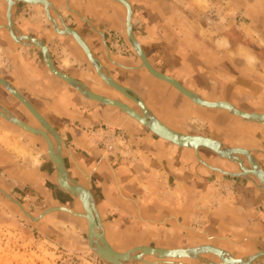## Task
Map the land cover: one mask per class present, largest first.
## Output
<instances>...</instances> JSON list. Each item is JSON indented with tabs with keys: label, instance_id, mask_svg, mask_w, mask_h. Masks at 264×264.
<instances>
[{
	"label": "crops",
	"instance_id": "0c3cea01",
	"mask_svg": "<svg viewBox=\"0 0 264 264\" xmlns=\"http://www.w3.org/2000/svg\"><path fill=\"white\" fill-rule=\"evenodd\" d=\"M47 1L51 3L50 14L58 29H74L114 85L94 71L72 35L52 34L45 13L48 4L17 0L11 11L13 30L46 42L57 68L94 93L126 102L133 109L138 107L139 111L135 110L141 114L142 107L147 108L172 129L201 133L230 146L252 150L254 154H251L260 163L257 164L264 169V122L199 105L187 95H180L168 81L152 75L139 64L137 53L130 48L125 31L126 8L120 1ZM127 1L133 10V33L155 69L174 77L207 100H222L246 112L264 113L261 51L246 49L243 42L229 47L225 36L213 39L204 31L210 24H201L191 16L183 17L184 8L177 0ZM261 8L264 7L261 5ZM6 11L7 0H0V78L11 82L30 100L51 126V130L46 129L48 133L55 131L63 139V148L62 143L59 147L62 157L63 154L67 157L68 171L92 193L104 235L112 248L119 251L134 246L174 249L207 244L224 249L234 257L264 248V193L248 178L229 177L221 172L234 170L235 163L204 147L196 150L175 145L151 133V129L150 132L140 127L145 125L117 105L84 97L48 70L37 46L18 42L8 29ZM256 11L264 13L258 7ZM117 84L137 94L144 106L132 102ZM0 105L27 124L43 128L39 119L1 85ZM21 129L0 115L2 139L22 137L33 143L35 149L45 150L48 156L44 137ZM112 130L123 131L135 139V156L117 160L111 152L104 151L99 134L112 133ZM0 142V157H3L0 169L10 179L43 188L41 181H50L55 171L54 179L59 185L56 167L21 164L3 141ZM73 197L80 208H68L82 211L80 200ZM76 217L85 220L87 228L86 219ZM199 255L220 261L212 251ZM182 256L158 260L147 253L143 256L147 263L133 260L126 264H177L173 260L196 264V259ZM262 263L264 260L257 264Z\"/></svg>",
	"mask_w": 264,
	"mask_h": 264
},
{
	"label": "rangeland",
	"instance_id": "374dc122",
	"mask_svg": "<svg viewBox=\"0 0 264 264\" xmlns=\"http://www.w3.org/2000/svg\"><path fill=\"white\" fill-rule=\"evenodd\" d=\"M247 1L245 4H251L252 9L246 7L253 13L256 12L257 7L264 10L261 8V5L264 7V0ZM177 2L180 7L184 8L183 17L191 16L190 18L196 19L199 23H201L200 20L208 21L204 22V25L208 23L211 27L204 31L208 32L213 39L225 36L221 35L223 29L229 25L230 21L236 20L238 30L242 32L243 37L247 35L249 39L246 42V49L261 51V55L264 56V32L253 25L250 16L245 13L246 9L239 7L234 0H177ZM261 16L264 19V13H261ZM218 30L221 31L218 32ZM221 39L222 37H219V40ZM223 43L227 41L223 39ZM243 51L241 49V52ZM98 140L103 148L105 147L104 151L111 152L117 160L131 159L135 156L133 153L136 145L135 139L128 137L123 131L112 130V133L99 134ZM0 141H3L5 148L12 151L21 164L30 166L37 163L43 168H48L49 164L53 165L45 152L35 149L29 140L14 136L13 139L0 137ZM229 171H238L236 165L234 170ZM53 174L50 175V181H41L43 186L41 188L39 185L34 187V185L13 181L0 169V178L3 179L0 181V186L34 215L51 205L80 208L78 201L72 195L60 189L54 179L55 171ZM232 177L247 178L243 175ZM52 178L54 181H51ZM63 211H52L42 216L39 222H32L15 205L0 195V264H110L95 253L81 247L87 239L85 220ZM45 229H50L64 241L52 238ZM69 242L74 243L75 246L71 247Z\"/></svg>",
	"mask_w": 264,
	"mask_h": 264
},
{
	"label": "bare ground",
	"instance_id": "6f19581e",
	"mask_svg": "<svg viewBox=\"0 0 264 264\" xmlns=\"http://www.w3.org/2000/svg\"><path fill=\"white\" fill-rule=\"evenodd\" d=\"M32 1L33 2L40 1V2H42L44 4H46V5L49 4V2L47 0H28L26 2H32ZM121 3L125 6V4L123 2H121ZM7 4H8V0H7ZM126 15H127V8H126ZM126 15H125V31H126ZM6 19H7V17H6ZM54 30H56L57 32H60L61 30L62 31H66V34H71V35H72L71 32L74 31L76 36H78L86 46L88 45L80 37V35L72 28L71 29L70 28H66L65 30H63V29H58V27H57V28H54ZM15 37L17 39H19L17 36H15ZM74 38H76V37H74ZM76 42L80 45V47L83 49V51H84V53L86 55L85 48L81 45V43H79L77 41V39H76ZM141 50H142V48H141ZM143 53H144V51H143ZM137 56L141 60L142 65L147 69V67H146L147 65H145V61H143L138 54H137ZM86 57H87V55H86ZM144 58H146L145 60H147L146 62H148V66H150L155 72L161 73L160 71H158L157 69H155L152 66V64L147 59L145 53H144ZM98 70H99L98 71L99 72V76H101V78L103 80H105V82L114 85V83H112L113 80L108 75H105L104 73H102V71H100L99 68H98ZM147 70L149 71V69H147ZM61 73L63 75H66L65 76L66 79L64 77L59 76V75H57V76L63 78L68 83L71 82L72 84H74V85H76L78 87H81V92L88 98H94V99H97V100H100V101H104L105 103L117 105L118 107L127 105L129 107L128 108V112L124 111L127 115H129L131 117H134L140 123H142L144 125H147V127L149 129H151L152 131L154 130L153 132H155L156 135H159L160 137L168 139V140H169V138H171L173 141L171 140L172 142L171 141L170 142L171 143L174 142L173 144H175V145H178V146L181 145L182 147L185 146V147H189V148H192L194 146L193 148L197 150L198 147H195V146H198L199 143L200 144H206V145H208V146H210L212 148H218L220 151L225 152L228 156H232V152H234V151H236V152H244V154L247 155L251 159V164H250V167L246 166L245 169H242L241 173L244 174V175L245 174H250L249 172L255 174V176L257 178H259V180H261V182H262L261 186H262V188H264V169H262L257 164L255 158L253 157V155L251 154V152L248 149L243 148V147H235V148H232V149H229V148L227 149V148H224V147L222 148L216 142L218 139L215 141V138H212V137L209 138V136H205V135L199 136V135H195V133H193L194 135L193 134H187L186 132H181V131L172 129L170 126H168L164 122H162L154 113L149 111L147 108L142 107L143 108V111H142L143 114H141L137 110L133 109L126 102L115 100V99H112V98H109V97L94 93L89 88H87V86L84 85L82 82H81L82 83V85H81L78 80H76V79H75L76 81L73 80L74 79L73 77L65 74L63 71H61ZM170 77H172V76H170ZM1 79H3V78H1ZM161 79L165 80L163 78H161ZM170 79H172V78H170ZM165 81H167V80H165ZM168 82L170 84L174 85L170 81H168ZM115 86L120 88V89H122L121 90L122 92L125 90L122 86H120L118 84L115 85ZM181 87L183 89L187 90L189 93L193 92V91L185 88L183 85H181ZM177 89H178L179 92H181L182 94L187 95L193 102H195V103H197L199 105H203V106L211 107V108H224V109H228V111H232L233 109L231 108V106H233L235 109H237L236 110L237 112L232 111V112H234V114L240 115V116H242L244 118H247V119H250V120L264 122V120H261V119H264V113H261V112H246V111H243V110L235 107L233 104H230V103H228L226 101L224 102L222 100H207V99L203 98L202 96H200L196 92H193V93H195L197 96L194 95V94H191V95L187 94V93H185V91H181L179 88H177ZM16 91H17L18 96L22 95L17 89H16ZM81 92L79 91V93H81ZM12 94L14 96H16L14 93H12ZM124 94L127 95L126 93H124ZM131 95H133L135 98H138V97H136L137 94H135V93H132ZM127 96H129V95H127ZM19 100L21 101V99H19ZM24 100H26V99L24 98ZM138 102L143 105V102L141 101V99ZM30 105L32 107V110L27 105H25V106L31 111V113H33L39 119V122L41 123L43 128L34 127V126H31L30 124H27L26 122H24L21 119H19L14 113L13 114L16 116L17 119L13 118V116H10L9 114H7V112L5 110H3V109H6L3 106H2L3 109H0V115L2 117H4V118H6L5 116L8 115L7 116L8 119L16 120V122L19 121L18 123L21 124V126L23 125L25 127V129H27L29 131H32L31 133L40 135L42 137L48 135V132L46 131V129L51 130V126L34 109V107L32 106L31 103H30ZM6 110L9 111L8 109H6ZM9 112H11V111H9ZM53 132L51 134H52L53 137H56L58 144L57 145L53 144V147L51 148V146H50V149L48 148V145H47V153H48V156L50 157V159L53 161L55 167L58 166L57 167L58 169L56 168L57 176H58V183H59V185H61L65 189L73 190L75 192V194H76L75 197H77L80 200V202L82 204V207H83L82 211L72 210V209H69V208H67V209L63 208V210L65 209L64 211H67L70 214H73L75 216H82V217H84L86 219L88 230L91 231V233H93L96 236L95 238H97V239L100 238V237L102 238V243L99 242L100 243L99 249H100V252L103 253V255H105V256L107 255L108 257H110L112 259L114 258V256L118 257V256H121V255L125 256V257H128V258L140 257L141 259H143V256L148 253V254H152L153 257L158 259V260L159 259H163V258H168V257H173L175 259H179V258L183 257L182 255H187V256H190L191 258L196 256V257H200L201 259H205V261L199 260V261H202V263H200V264H205L204 262H207V263H210V264H237L238 262H240L242 264H247V262H249L254 257V255L256 256L257 254L259 255V254H262V252H264V249H259L255 253H252L250 255L243 254V256L241 255L242 257H234L228 251H226L224 249H221V248H218V247H214V246H210V245H207V244L199 245L197 247L174 248V249L173 248H164V247L134 246V247H131V248L125 250V251H119V250H116V249L112 248V246L110 245V243L108 242V240L106 239V237L104 235V227H103V224L101 222V219H100V216L98 214L93 195L90 192V190L87 187L83 186L82 184L78 183L77 181H76V183H74L72 181L71 177L67 174V172H66V174L61 172V170H60L61 165H60V162H59V160H60L59 157H61V159H62L61 149H60V147H61V139H60L59 135L55 131H53ZM178 133H182V134L180 135ZM55 143H56V141H55ZM199 147H201V146H199ZM199 160H201V159L199 158ZM221 172H224V171L221 170ZM68 183L71 184V186ZM85 208H86V210H85ZM87 209H88V211H89V209H91V212L93 213V215H92V213L90 214V211L87 212ZM94 220L96 222L93 225V228H91V224L93 223ZM196 229L197 228H195L194 230H196ZM196 231H199V230H196ZM135 249H140L141 251H135V253H134L133 251ZM205 251H212V252L216 253L220 257V261L216 262V261L208 260L207 258H204V257L199 255V253L205 252ZM246 256H247V258H246ZM173 261H176L177 264H190V263H184V262H182L180 260H173ZM146 262H148V261H146ZM150 262H153V261H150Z\"/></svg>",
	"mask_w": 264,
	"mask_h": 264
},
{
	"label": "water",
	"instance_id": "95a60500",
	"mask_svg": "<svg viewBox=\"0 0 264 264\" xmlns=\"http://www.w3.org/2000/svg\"><path fill=\"white\" fill-rule=\"evenodd\" d=\"M17 0H8V4H7V11H6V17H7V24L9 25V28L8 29H10L9 31L13 34H15V36H17L19 39H18V42H20V43H25V44H29V45H35V46H37L39 49H40V51H41V53H42V56H43V60H44V63H45V65L48 67V70L50 71V72H53V73H55L56 75H59V76H61V77H64L65 78V76L66 75H63L62 73H61V71L62 70H60L59 68H57L54 64H53V62H52V60H51V57H50V53H49V49H48V44L46 43V42H44L43 40H41V39H38V38H35V37H31V36H28V35H19V34H17V33H15V31L13 30V23H12V18H11V11H12V7H13V5H14V3L16 2ZM20 1H28V0H20ZM116 1H121V2H123L124 4H125V7L127 8V15H126V36H127V41H128V43H129V45H130V48L134 51V52H136L140 57H141V59L143 60V61H145V65H147L146 67H147V69H149V71L152 73V75H154V76H157V77H159V78H163V79H165V80H167V81H170L171 83H173L177 88H179L181 91H185V93H187V94H194V95H196L195 93H189L187 90H185V89H183L182 87H181V83L179 82V81H177L176 79H174L173 77H170L169 75L167 76V75H165L164 73H159V72H155L150 66H148V62H146L147 60H145L146 58H144V53H143V51L141 50V47H140V45H139V43H138V41H137V39H136V37H135V35H134V33H133V29H132V23H131V18H132V15H133V10H132V7H131V4L127 1V0H116ZM33 2V1H32ZM50 8H51V3L50 4H48L47 6H45V13H46V16H47V19H48V21L50 22V24H51V27H52V34H55V33H58V34H66V31H60V32H57L56 30H54V28H57V23L55 22V20H54V18L51 16V14H50ZM66 28H69V27H62V29L63 30H65ZM71 29V28H70ZM71 32V31H70ZM72 33V35L74 36V37H76L75 38V40L77 39V41L79 42V43H81V45L85 48V51H86V55H87V59H88V61H89V63L92 65V67L94 68V71L99 75V70H98V68L100 69V71H102V73H104L105 74V71H104V69H103V67H101V65L99 64V60L96 58V57H94L93 56V54H92V52L90 51V49H89V47H88V45L86 46L83 42H82V40L78 37V36H76V34H75V32L74 31H72L71 32ZM69 35H71V34H69ZM99 65V66H98ZM106 75V74H105ZM109 76V75H108ZM68 77V76H67ZM70 78V77H69ZM170 78H172V79H170ZM66 79V78H65ZM73 80H75V79H73ZM76 81V80H75ZM80 82V81H79ZM70 86H72L74 89H76V90H78V91H80L81 92V87H78V86H76V85H74V84H72L71 82H69L68 83ZM80 84L82 85V83L80 82ZM0 85L6 90V92L7 93H9L13 98H15L16 100H18L17 98H19V99H21V101L25 104V105H27L31 110H32V107H31V105H30V100L28 101L26 98H25V96H23V95H21V96H18V94H17V91H16V87L11 83V82H9L8 80H5V79H1L0 78ZM120 87V86H119ZM125 87V86H124ZM11 92V93H10ZM124 93H126L127 95H129L130 96V100L132 101V102H134L136 105L138 104L139 105V103H137L138 101H140V97L137 95L136 97H138V98H135L133 95H131L132 93H134L133 91H131L130 89H128L127 87H125V90L123 91ZM12 93H14L16 96H14V95H12ZM82 93V92H81ZM83 94V93H82ZM83 96L84 97H86L84 94H83ZM128 96V97H129ZM197 96V95H196ZM199 97V96H198ZM24 98L26 99V100H24ZM192 98V97H191ZM100 103H103V104H106L104 101H99ZM127 108H126V107ZM125 106H121L120 108L123 110V111H125V112H128V106L127 105H125ZM231 106V105H230ZM139 107H140V105H139ZM231 108L233 109L232 111H234V112H237L236 110L237 109H235L233 106H231ZM0 109H3L2 108V105H0ZM3 110H5L6 112H7V114H9L10 116H13V118H15V119H17L16 118V116L12 113V112H9V111H7L6 109H3ZM232 111H230V112H232ZM234 112H232V113H234ZM8 116V115H7ZM7 116H5L6 118H4L3 117V119L4 120H6V121H9V122H11V123H13L16 127H19V129H21V127H23V128H25L23 125L21 126V124H19L18 122H16V120H12V119H8L7 118ZM261 120H264V119H261ZM18 125H20V126H18ZM165 126V125H164ZM145 127L147 128V129H149L148 127H147V125H145ZM21 129V130H25V129ZM166 128V127H165ZM168 129V128H167ZM56 130V129H55ZM150 130V129H149ZM169 130V129H168ZM57 131V130H56ZM154 131V130H153ZM151 132V130H150V132L151 133H153V134H155L154 132ZM177 133V132H176ZM178 134H182V133H178ZM187 134H193V133H188L187 132ZM156 135V134H155ZM194 135V134H193ZM195 135H199V136H203L201 133H195ZM158 136V135H157ZM44 137V139H45V141L47 142V145H48V148L50 149V146H51V148L53 147V141L51 140L52 138L51 137H53L52 136V134L51 133H48V135H46V136H43ZM61 137V136H60ZM54 139H56V137H53ZM210 138V137H209ZM172 139L171 138H169V141H171ZM217 139H215V141H216ZM56 141V145L58 144L57 143V139L55 140ZM61 143H62V148H63V139L61 138ZM173 141V140H172ZM171 141V142H172ZM217 142V144L220 146V147H224V148H229V149H232V148H235V146L233 147V146H230V145H228V144H226V143H224V142H222V141H220V140H217L216 141ZM174 143V142H173ZM179 144V143H178ZM181 146V145H180ZM199 146H201V147H204V148H206V149H209V150H211L214 154H216L217 156H219V157H221V158H224V159H227V160H229V161H231V162H233V163H236L238 166H239V168H240V171H229V170H226V171H224L223 173H226V174H228V175H232V176H240V175H243V176H245V177H247L248 179H250L251 181H252V183L258 188V189H260V190H262V191H264V188H262V182H261V180H259V178H257L256 176H255V174H253V173H251V172H249L250 174H242L241 173V170L242 169H245L246 168V166H245V164H244V162H243V158L241 157V155L242 156H244L245 157V159L247 160V163H248V167L250 166V164H251V159L247 156V155H245L244 154V152H236V151H234V152H232V156H228L225 152H223V151H220L218 148H212V147H210V146H208V145H206V144H198V146H195V147H199ZM182 147V146H181ZM194 147V146H193ZM44 152H45V150H44ZM251 153H252V151H250ZM46 153V152H45ZM50 154V153H49ZM48 157V156H47ZM235 157V158H234ZM48 159H49V161L53 164V166L55 167V165H54V163L51 161V159L48 157ZM59 162H60V165H61V167H60V170H61V172L62 173H65L66 174V168H65V163H64V159H63V157H62V159H61V157H59ZM201 161V160H200ZM256 161H257V163H259L258 162V160H257V158H256ZM205 165H207L206 163H204ZM260 164V163H259ZM208 167H210V168H213V167H211L210 165H207ZM58 166H56V168H57ZM58 169V168H57ZM214 169H216L217 170V168H214ZM219 170V169H218ZM70 177H72L69 173H67ZM73 178V177H72ZM71 178V179H72ZM74 179V178H73ZM72 179V181L74 182V183H76V181L75 180H73ZM69 184V183H68ZM70 186H71V184H69ZM68 185V186H69ZM59 186V185H58ZM79 186V185H78ZM60 187V189L62 190V191H64V192H70L73 196H75L76 194H75V192L73 191V190H70V189H65V188H63L61 185L59 186ZM0 195L5 199V200H7L8 202H10L11 204H13V205H15L19 210H20V212L28 219V220H30V221H32V222H39L40 221V219L42 218V216H44L45 214H48V213H50V212H52V211H61V210H63V208H68L67 206H65V207H59V206H55V205H51V206H49V207H47V208H45V209H43L39 214H36V215H34V214H32V213H30L22 204H21V202L18 200V199H16L13 195H11L6 189H4L3 187H1L0 186ZM65 210V209H64ZM85 210H86V208H85ZM89 211H90V214L92 213L91 212V209H89ZM88 211V209H87V212H89ZM63 212H65V211H63ZM81 215V214H80ZM92 215H93V213H92ZM73 216H75V215H73ZM80 217H82V216H80ZM95 220L93 221V223L91 224V228H93V225L95 224ZM85 230H86V237H87V239H86V242L85 243H83L82 244V246L81 247H84L85 249H87V250H89L90 252H93V253H95L97 256H99L101 259H103L104 261H106V262H108V263H110V264H125L126 262H129V261H133V260H138V261H140V262H146L145 260H143V259H141L140 257H136V258H128V257H125V256H118V257H116V256H114V258L112 259V258H110V257H108L107 255L105 256V255H103V253H101L100 252V249H99V246H100V243L99 242H101L102 243V238L100 237V238H95L96 236L93 234V233H91V231H89L88 230V228H86V226H85ZM45 231H46V233L49 235V236H51L52 238H54V239H56V240H59V241H64L62 238H59L54 232H52V231H50V229H45ZM69 245L71 246V247H74L75 245H74V243L72 244V242H69ZM261 249H264V248H261ZM135 251H140V249H135L133 252L135 253ZM124 255V254H123ZM200 257H193V259H196V264L198 263V264H200V263H202V261H199V260H201V259H199ZM246 258H247V256H246ZM262 259H264V252H262V254H257L256 256L254 255V257L249 261V262H247V264H256V263H258L260 260H262ZM147 263V262H146ZM176 263V262H175ZM237 264H242V263H240V262H238Z\"/></svg>",
	"mask_w": 264,
	"mask_h": 264
},
{
	"label": "flooded vegetation",
	"instance_id": "af4514ba",
	"mask_svg": "<svg viewBox=\"0 0 264 264\" xmlns=\"http://www.w3.org/2000/svg\"><path fill=\"white\" fill-rule=\"evenodd\" d=\"M235 4L239 5V7H241L242 9H246L245 10V13L248 14L250 16V20L252 21L253 25L255 24V26H257L262 32H264V19H262V16L261 14H259V11H256L255 13H253L251 10H248L249 9H252V5H246L244 0H234ZM248 6V8L246 7ZM202 24H204V22H208V21H203V20H200ZM218 25V24H217ZM218 28V27H217ZM239 27L237 26V23L236 21H230L229 25H227V27L225 29H223V32L221 35H225L227 38H228V46L229 47H234L235 44L237 42H243L246 44L247 41H249V39L245 37H243L242 35V32H240L239 30ZM221 30H218V32H220ZM138 57V56H137ZM139 59V57H138ZM141 60L139 59V64H141ZM142 67V66H141ZM144 68V67H143ZM173 88V87H172ZM174 89V88H173ZM175 91H178L176 89H174ZM179 93V92H178ZM180 95H181V92H180ZM183 96V95H182ZM122 99V96L121 98ZM128 100V99H127ZM135 109H137L139 111V108L137 107H134ZM209 108V107H208ZM24 109V108H23ZM221 110H225L231 114H234L230 111H228L227 109H224V108H219ZM25 110V109H24ZM26 111V110H25ZM236 115V114H235ZM254 121V120H253ZM259 122V121H258ZM9 124V123H8ZM10 125V124H9ZM16 129V128H15ZM188 131V130H186ZM29 135V134H27ZM252 151V150H251ZM253 153V151H252ZM254 154V153H253ZM241 157L243 158V162L245 164V166L248 167V163H247V160L245 159L244 156L241 155ZM63 159H64V163H65V167L67 168L68 167V163H67V157H65V155L63 154ZM259 162V161H258ZM236 164V163H235ZM236 167H237V170L240 171V168L239 166L236 164ZM67 171H68V168H67ZM68 173L70 174V172L68 171ZM74 178V177H73ZM76 181L77 179L74 178Z\"/></svg>",
	"mask_w": 264,
	"mask_h": 264
}]
</instances>
